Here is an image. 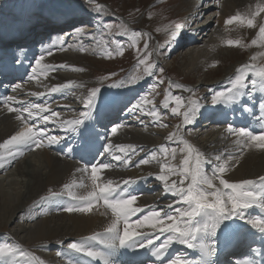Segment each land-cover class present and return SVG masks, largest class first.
<instances>
[{
	"label": "bare ground",
	"instance_id": "obj_1",
	"mask_svg": "<svg viewBox=\"0 0 264 264\" xmlns=\"http://www.w3.org/2000/svg\"><path fill=\"white\" fill-rule=\"evenodd\" d=\"M212 1H214L213 4ZM216 1L218 0H208L206 10H209L210 4L214 6ZM230 5L231 2L226 0L219 6V9H228ZM257 5H264V0H242L238 2L237 6L243 7V11H248L252 14L257 10ZM203 12L202 10L201 14H203ZM53 14L56 17L53 18V21L59 18H61V20L66 19L67 21L71 18L77 20V17H71L63 10L54 11ZM218 15L219 19L217 22L223 24V13L218 12L217 16ZM216 17L211 20V18H207V14H205L201 21L198 22L199 28L202 29L201 31L212 24ZM69 24L70 23H68V25ZM58 28L60 29L57 30H62L65 27L61 26ZM196 29H198V27H196L195 30ZM57 30L53 28H49L48 30L45 28L43 33L49 34V32L52 31L59 32ZM1 35L4 36V32H2ZM200 37L201 34L198 35L197 40ZM5 38H7V36H5ZM46 39L47 36L37 41L36 47L31 46L29 49H24L23 51L15 50L8 46L0 48V143L21 130L22 127L20 121H17L15 118L16 114L9 113L7 108H5L3 100L6 96H15L18 101L24 103H44L55 112H58L60 107L70 111L69 114L60 113V119L57 120L56 123L42 125L37 121V125L45 127L50 134H60L61 136H57L63 138L60 144L37 150L23 149L24 155L16 156L14 159L8 156L7 149H0V155L4 158V167L0 168V173L17 164L15 167L17 176H24L28 179L26 182L24 180L21 181V185H24L26 188L25 192L17 188V186L20 185L18 180H14V182L11 183L13 187L9 190L5 187L9 180L0 181V231H5L9 228V236L13 240V245L17 246L25 253L24 256L17 254L11 258H0V264H40L41 261H43V264H103L101 260L87 257L82 253H76L67 247V245L72 242L87 240V238L94 234L100 233L103 235L104 229L113 219L111 210L106 209L102 201L97 204L90 213L68 212L64 210L67 207H75L79 203L78 201L72 200L67 195L68 190L63 187L64 185H73L71 191L77 195L85 194L86 191L90 190L91 180L89 174L76 171L77 168L82 167L85 163L112 164L110 169L102 171L101 183L109 179H111L114 184L121 185L125 179L135 181L126 186L127 191L137 196V201L134 203L133 207L142 208L143 211L137 212L136 215L130 217V223H134L138 218H143V216L148 214L152 209L159 210L163 208L165 212H171L172 209L167 208V205L170 203L175 207L182 206L176 203V197L166 193L163 182L155 178L163 163L167 162L164 156L158 152L162 145H166L169 150L173 148L176 149L175 159L171 156L173 161L172 165L176 167L182 166V161L186 153L181 151L183 148V144L179 143L181 137L188 140L192 145L213 160L216 155H221L220 163H223L226 157H236V160H228L229 168L224 174V178L228 179L230 182H240L246 179L259 182L258 178L264 176V150L257 148L242 150V145L236 143L237 137L226 131L229 124H232L235 128L247 127L254 132L264 131V121L258 119V117L262 115L260 104L264 102V90L261 89H256L251 96L245 97L243 105H233L231 103H221L215 107L202 105L196 122L189 126V130L186 129L185 126L181 129L175 128L173 131H167L166 129V131H164L163 128L165 127L160 125L159 122L154 121L151 116L137 113L139 119H136L125 112L124 123L118 129L116 136H112L110 131H108V129H110L108 128V124L113 116H115L116 112L120 111L121 108L125 110L126 103L132 97L129 98L128 94L123 93L126 95L123 96L121 94L114 102L108 104L106 102L108 101L106 92L105 90H101L98 107L105 118L102 119L100 123L96 124V130L100 133L96 148H100L105 138L109 139L114 145L130 144L137 146V152L132 156L131 164L124 165L121 162H117L106 153L96 156L94 160L92 157L81 160L79 151H74L70 155L67 154L64 151L65 147L76 144L77 140L74 138L72 132H65L58 125L60 121L63 120L78 119L84 105H80V109L76 111L74 109L75 107L72 108L70 103H67L66 100L69 91L79 85H75L71 90H65L64 94L49 93V89L52 86L72 81L56 70L50 71L46 79L43 76H40L38 80L29 79L34 57L39 54L42 48L48 47H45L46 44H44ZM201 40L202 38L200 42ZM2 41L3 39L0 42ZM216 41V38H212L210 42L205 43L206 45H204L205 47L203 46V48L190 45L191 48L188 52H191V56L184 64L185 70L192 72L195 71V69L199 70V68H202L207 61L209 50L212 49ZM41 43L44 44L42 47ZM50 45L52 46V44ZM50 45L49 47H51ZM262 49L264 50V47H262ZM16 56H19L20 60L23 61V66L13 63ZM58 56H61V54H58ZM54 57H57V55L51 57L46 56L43 63L57 66V64H54L52 61ZM70 59L73 61L72 58ZM62 61H65V59L61 58L58 60V62ZM66 63L65 61V63L61 65H65ZM239 64H248V62H237V64H235L236 68ZM241 65L238 68H240ZM255 68L257 67L255 66ZM230 71H234V69L227 70L221 82H224V78L230 79L233 75L235 76V74ZM206 76L208 77V75ZM248 78L251 80L254 76L250 74ZM226 81L224 83H226ZM28 82H50V85L42 92L45 93V95L37 98L31 95L28 96L29 92L32 90ZM16 83H20L22 87L13 91V86ZM185 89L187 88L185 87ZM75 100L80 101L79 99ZM130 105L131 102L129 103V106ZM12 106L19 107L20 105L12 103ZM245 107L251 109V111H246ZM31 123L32 121L30 120L29 124ZM116 124L117 123L113 126ZM101 125H106L107 127H102ZM172 132H177V137L174 138V141H169L167 136ZM156 141L159 143L156 146L149 145V142ZM114 151H116V154H120L118 150L114 149ZM153 151L158 152L159 162L151 161L148 165H140L139 167L134 166L137 161L141 158L148 157ZM154 162L158 163V167L155 166ZM207 167L210 170L212 166L209 165ZM16 174L13 175L16 176ZM171 180H176V178L172 176ZM81 182L89 185V188L79 187L78 185ZM216 183L217 185L219 184L218 181H216ZM52 192L63 193V195L52 196ZM247 214L253 217H264V209L253 207L248 209ZM166 223L170 222L166 221ZM121 228H123V224H121ZM133 230L146 233H152L154 231L147 227ZM165 235H167V233H165ZM160 239L163 240L164 236H161ZM87 242L89 246L96 250H104V245L101 244L99 240H88ZM159 242L160 241H155L157 244ZM262 246L263 240L260 234L254 229H246L244 232L232 238L227 252L225 251L224 238L221 237V242L217 246V257L214 259H218V261L223 264L225 256L229 254L228 261L251 260L254 264H263V260L259 258L258 255ZM244 251L246 252L244 253ZM198 254L199 251L196 249H189L185 245L173 243L167 251L165 260L167 261L168 259L181 256L182 258H187L192 264H197L199 261ZM133 257H135L137 262L153 259L147 249L138 250L137 253L119 249L113 253L114 264H130Z\"/></svg>",
	"mask_w": 264,
	"mask_h": 264
},
{
	"label": "snow or ice",
	"instance_id": "obj_2",
	"mask_svg": "<svg viewBox=\"0 0 264 264\" xmlns=\"http://www.w3.org/2000/svg\"><path fill=\"white\" fill-rule=\"evenodd\" d=\"M87 2L91 3L94 0H87ZM96 10L97 14L102 13L103 6L97 4ZM261 13H264V5H257V10L251 16L246 17L237 13L227 18L225 24L233 25L238 23L246 25L248 28H255L257 26L256 17L260 16ZM183 27L184 25L180 23L175 24V30L169 33L168 46H170L172 40L178 39L176 30ZM79 31V28H73V33ZM61 35L71 36L72 33H61ZM88 36L94 39L92 33H88ZM142 36V32H131V37L134 40H139ZM149 38L151 37L149 36ZM224 43L229 47L241 46L240 40L229 39ZM251 44L264 47V24L259 26L258 38L253 39ZM63 47L64 44L57 45L53 43L51 47L42 48L39 54L34 57L29 79L38 80L40 76L46 79L50 71L57 70L58 67H66V65L56 66L43 63L46 56H53L55 51ZM148 48L149 45L145 43L144 52L138 56V64L143 66L146 77L154 76L157 71L163 74V67L157 68L155 63L149 62L151 52L148 51ZM137 51L139 52L140 50L137 49ZM165 51H167V46ZM120 54H123L122 48ZM261 55H264V53H261ZM252 59L255 60L256 57L253 56ZM13 63L23 66V61L20 60L19 56H16ZM73 70L83 71V69L79 68H74ZM250 74L254 76L251 80L248 79ZM138 82H140V77L131 76L126 81V84L128 87H134ZM163 83L164 80L158 78V85ZM158 85L150 86L149 92L141 95L130 107L125 106L129 116L139 119L137 113H141L151 116L156 122L162 120L163 113L156 108L154 101L149 98ZM74 86L75 82L69 81L52 86L49 89V93L64 94L65 90H71ZM124 86L125 82L110 85V87L116 88ZM21 87L20 83H16L12 90L16 91ZM172 89L185 90V86L169 81V96L164 100L163 108L169 109L170 103L174 102L175 106L171 107V113L182 116L185 126L194 124L202 105L198 102H193L185 107L183 97L171 94ZM256 89L264 90V67L256 70L252 64H243L237 69V74L234 76L231 86L226 90L227 94L225 92L216 93L212 96L211 102L213 105L221 103L243 105L244 98L251 96ZM186 90L193 92V89L190 88ZM29 95L40 98L45 93L32 92ZM100 95L101 88L90 89L84 101L86 111L81 112L78 119L60 121L58 126L65 132H72L77 140L76 144L66 146L64 151L69 155L74 151H79L81 160H86L88 157H92L94 160L96 156L106 153L113 160L129 165L132 162V156L137 152V146L130 144L114 145L109 139L105 138L100 148H96L100 138V133L96 130V124L105 118L98 107ZM12 103L20 106L13 107ZM3 104L9 113L16 114V120L20 121L22 125L21 130L0 143V149H7L9 157L14 159L16 156H23V149L37 150L61 143L62 137L52 135L45 127L37 125V121L42 125L56 123L60 119L59 112L52 111L44 103L18 101L15 96H6ZM149 105H151L150 108L147 107ZM182 108L185 109L183 112H181ZM260 109L262 115L258 119L264 121V102H261ZM245 110L251 111L247 107H245ZM30 120L32 121L31 124H29ZM101 126L107 127L106 125ZM164 126L167 127V125ZM120 127V124H116L108 131H110L112 136H116ZM177 128L179 129V125ZM226 131L237 137L236 143L242 145V150L252 148L264 150V131L254 132L247 127L235 128L232 124L228 125ZM175 137H177V132H172L168 134L167 139L174 141ZM179 143L183 144L181 151L186 153L182 166L176 167L165 162L155 178L163 182L166 193L176 197V203L182 206L175 207L171 203L168 204L167 208L172 209L171 212H165L163 208L159 210L152 209L143 218H138L134 223L129 222L130 217L136 215L137 212L143 211V209L133 207L137 201V196L129 193L126 186L135 181L125 179L122 182L123 186L114 184L111 179L101 183V173L103 170L110 169L112 167L111 163H85L82 167L77 168V172L89 174L91 180L90 190L86 191L85 194L77 195L71 191L73 185H64L63 187L68 190L67 195L72 200L79 202L75 207H67L64 210L90 213L102 201L103 206L111 210L113 219L104 229L103 235L97 233L87 238V240L72 242L67 247L76 253H82L87 257L101 260L103 264H114L113 253L119 249H125L132 253L147 249L153 258L148 261L137 262L135 257H133L130 264H192L187 258H182L181 256L165 260L169 247L173 243H179L189 249H196L200 252V259L197 264H221L218 259H213L217 257V246L221 242V237L224 238L226 252L232 238L246 229H254L260 234L261 239L264 240V217H253L247 214L248 209L253 207L264 209V176L258 178L259 182L251 179L230 182L224 178V174L229 168L228 160H236V157H226L224 162L220 163L221 155H216L213 160L188 140L181 137ZM114 149L118 150L120 154H116ZM158 152L164 156L165 161L169 154L175 159V148L169 150L166 145H162ZM158 152H151L148 157L141 158L134 166L148 165L151 161L159 162ZM3 160V156L0 155V168L4 167ZM209 165L212 166L210 170L207 167ZM174 175L180 177L179 181L171 180ZM216 181L219 182L218 185ZM78 186L89 188V185L82 182ZM57 195H63V193L52 192V196ZM166 221L170 223H166ZM121 224H123V228H121ZM141 227H147L154 231L146 233L133 230ZM161 236H164L163 240L160 239ZM88 240H99L104 245V250H96L89 246ZM155 241L160 242L157 244ZM17 254L20 256L25 255L23 250L17 246L8 243L0 244V258H11ZM40 264H43V261ZM223 264H254V262L251 260H226Z\"/></svg>",
	"mask_w": 264,
	"mask_h": 264
},
{
	"label": "rangeland",
	"instance_id": "obj_3",
	"mask_svg": "<svg viewBox=\"0 0 264 264\" xmlns=\"http://www.w3.org/2000/svg\"><path fill=\"white\" fill-rule=\"evenodd\" d=\"M207 1L94 0V2L90 3L87 0H0V41L3 39L0 42V47L5 41V36L10 37L14 31H23L29 25L38 28L43 21H47L49 18L51 20H49L50 23L47 29H57L58 27L51 26L58 22L57 19L53 21V18H56L53 13L54 11H66L71 17H77V20L72 18L68 20L67 22L70 23L68 28L66 27L61 32L57 30L59 32L54 33L53 31L52 34L41 32V34L44 37L47 36L44 43L46 44L45 47H49L53 42L57 45L60 42L64 44L63 48L55 51L56 54L54 55H57V57L52 58V61L57 66L66 61V67H58L56 71L75 82L76 86L79 85L69 91L66 98L67 103H70L72 108L75 107L74 109L78 111L82 104L84 105L90 89L99 87L101 90H105L108 100L106 102L108 104L114 102L121 94L123 96L128 94L129 98L132 97L126 103L129 106L130 102L133 104L138 100L137 97L148 93L150 86L158 85V78L163 79L164 83L159 84L152 91L149 98L154 101L156 108L163 113L162 120L159 122L163 127L167 125L163 130L173 131L178 125L179 129L185 127V125L183 124L182 116L173 115L170 111L171 107L175 106L174 102L170 103L169 109L163 108V102L169 96V81L179 80L180 82L175 83L182 84L187 89H193V92H189L186 89L171 90V94L183 97L185 107L193 102H198L200 105L207 107H215L217 105H213L211 102L212 96L220 92L226 93L234 78L233 75L230 79H223L224 82L228 80L226 83L221 82L227 70L234 69V71L230 72L236 75L237 69L241 64L237 68L235 64L241 61L256 66V70L264 67V55H261V53H264V50L261 46L251 44L253 39L258 38L259 26L264 24V13L256 17L257 26L255 28H248L246 25L238 23H234L233 25L225 24L227 18L237 13L246 17L251 16L250 12L243 11V7L237 6L238 2L242 0H229L231 5L228 9L224 10L219 9V6L226 0H218L214 6L212 5L214 1H212V4L209 5V10L204 9L203 11L207 14V18L210 17L211 20L217 16L218 12L223 13L222 19H224V25L217 22L219 19L218 15L205 30L201 31L202 29L200 28L201 32H199V35L201 34V37L198 40L193 41L194 38L189 37L190 29L196 27L197 23L201 21L202 17L199 13L202 11V8L207 7ZM97 4L103 6L102 13L100 14H97ZM176 23H180L184 27L176 30L178 39L172 40L170 46H168L169 33L175 30ZM74 27L79 28L80 31L73 33ZM37 28L34 34H38L37 31L39 29L37 30ZM132 31L142 32L143 36L139 40H134L131 37ZM2 32H4V36L1 35ZM61 33H72V35H61ZM88 33H92L94 39L90 38ZM20 37L22 35H17L14 38ZM212 38H216L217 41L212 49L209 50L207 61L203 67L199 68V70L197 69L198 71L196 69L192 72L185 70L184 64L191 56V52H188L191 48L190 45L203 48L206 45L205 43L210 42ZM229 39L240 40L241 46H227L224 42ZM39 40L41 39L39 38ZM145 43L149 45L148 51L151 52L149 62L155 63L157 68L163 67V74L157 71L154 76L146 77L143 66L138 64V56L144 52ZM166 46L167 51H165ZM11 48L15 49L14 47ZM121 48L123 49L122 55L120 54ZM137 49L140 51L138 52ZM58 54H61V56H58ZM253 56L256 57L255 60L252 59ZM61 58L65 59V61L58 62ZM74 68L83 69V71L73 70ZM131 76L140 77V82L134 87H128L126 84V81ZM122 82H125L124 87H110V85L121 84ZM49 83L28 82L29 87L32 88L29 93H42L49 87ZM28 96L30 95L28 94ZM75 99H79L81 102ZM148 107L150 108L151 105ZM184 110L182 108L181 112ZM83 111H85L84 107H82L81 112ZM58 112L62 114L70 113V111L62 107L59 108ZM122 114L123 111H120L116 116V118L119 117L118 121L116 122L115 119L113 122H109L108 127L111 128L115 122L119 124V121L122 122L120 125H123L124 120L122 121L121 118L124 116L122 117ZM189 126L185 128L188 129ZM55 136L61 135L57 133ZM157 144H159L157 141L149 142L151 146H156ZM167 162L171 165L173 164L170 154L167 157ZM154 164L158 167V163L154 162ZM16 165L1 172L0 181L9 180L7 186H5L9 190L13 187L11 183L14 180H18L20 185L17 188L25 192L26 188L24 185H21V181L24 180L26 182L28 179L24 176H17L15 171ZM13 174H16V176ZM174 178L176 180L180 179L179 176L175 175ZM9 230L8 228L5 231H0V244L8 243L13 245V240L9 236ZM225 258H229V256L226 255Z\"/></svg>",
	"mask_w": 264,
	"mask_h": 264
}]
</instances>
